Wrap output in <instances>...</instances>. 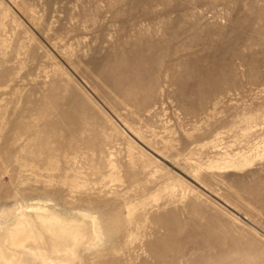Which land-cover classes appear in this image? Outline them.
Returning <instances> with one entry per match:
<instances>
[{"label": "rangeland", "instance_id": "rangeland-1", "mask_svg": "<svg viewBox=\"0 0 264 264\" xmlns=\"http://www.w3.org/2000/svg\"><path fill=\"white\" fill-rule=\"evenodd\" d=\"M0 264H264V0H0Z\"/></svg>", "mask_w": 264, "mask_h": 264}, {"label": "bare ground", "instance_id": "bare-ground-1", "mask_svg": "<svg viewBox=\"0 0 264 264\" xmlns=\"http://www.w3.org/2000/svg\"><path fill=\"white\" fill-rule=\"evenodd\" d=\"M227 257H228V252L222 253V255H218L217 257H214L213 260L214 261H221V262H224V263H228V260H226ZM210 259L212 260V258H210Z\"/></svg>", "mask_w": 264, "mask_h": 264}]
</instances>
